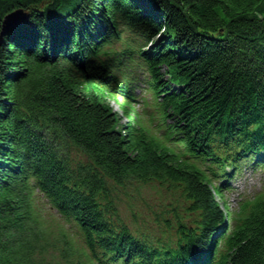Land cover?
<instances>
[{
  "label": "trees",
  "instance_id": "trees-1",
  "mask_svg": "<svg viewBox=\"0 0 264 264\" xmlns=\"http://www.w3.org/2000/svg\"><path fill=\"white\" fill-rule=\"evenodd\" d=\"M125 59L165 140L132 117ZM246 162L264 168V0H0V264H264V187L218 200ZM132 181L180 191L176 238L116 215Z\"/></svg>",
  "mask_w": 264,
  "mask_h": 264
},
{
  "label": "rangeland",
  "instance_id": "rangeland-1",
  "mask_svg": "<svg viewBox=\"0 0 264 264\" xmlns=\"http://www.w3.org/2000/svg\"><path fill=\"white\" fill-rule=\"evenodd\" d=\"M140 60V59H138ZM129 59L121 65L120 77L132 80L133 92L137 97L134 103V111L132 117L138 114L142 121L153 129L159 137L163 134L164 124L159 113L160 106L156 103L153 93L149 90V85L144 81L148 77L149 71L134 60ZM132 64V68L130 65ZM119 71V69H117ZM164 73V69L161 70ZM125 73V74H123ZM166 79V76H164ZM161 102V101H159ZM109 105L113 112L121 116L122 124L127 122V118L123 116V112L119 108V104L113 100L105 101V106ZM169 120L167 122H171ZM163 140L164 137H161ZM77 160H82L83 157L78 154L74 155ZM207 173L209 169L206 168ZM230 183V190H226L225 199L218 198L221 208L228 202L232 211L238 209L241 199L252 197L264 187V168L254 167L251 162L242 164L239 171H237ZM119 191V192H117ZM117 195H115L113 203L117 208L116 215L127 223L133 232L136 234H147L153 237H169L176 238L177 228L175 226V218L173 210L176 207L185 205L181 198L180 191L173 189L170 185H161L159 183H151L149 185H142L136 181H132L123 188H118ZM41 203V202H40ZM43 204V203H41ZM44 208L48 211L49 205L45 204ZM55 219L65 227H69L54 210H50ZM186 217V216H185ZM73 231L77 232L75 228Z\"/></svg>",
  "mask_w": 264,
  "mask_h": 264
},
{
  "label": "water",
  "instance_id": "water-1",
  "mask_svg": "<svg viewBox=\"0 0 264 264\" xmlns=\"http://www.w3.org/2000/svg\"><path fill=\"white\" fill-rule=\"evenodd\" d=\"M27 14L23 10H16L8 14L3 20V30H7L10 26L14 25V21L26 18Z\"/></svg>",
  "mask_w": 264,
  "mask_h": 264
},
{
  "label": "snow or ice",
  "instance_id": "snow-or-ice-1",
  "mask_svg": "<svg viewBox=\"0 0 264 264\" xmlns=\"http://www.w3.org/2000/svg\"><path fill=\"white\" fill-rule=\"evenodd\" d=\"M13 23H14V24H22L23 21H19V20H17V21H14Z\"/></svg>",
  "mask_w": 264,
  "mask_h": 264
}]
</instances>
